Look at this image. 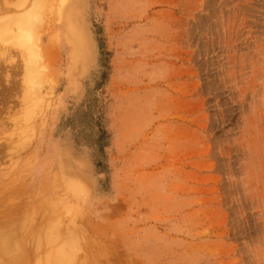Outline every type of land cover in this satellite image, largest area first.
I'll return each mask as SVG.
<instances>
[{
  "label": "rangeland",
  "instance_id": "374dc122",
  "mask_svg": "<svg viewBox=\"0 0 264 264\" xmlns=\"http://www.w3.org/2000/svg\"><path fill=\"white\" fill-rule=\"evenodd\" d=\"M41 2L40 97L0 36V264H264V0Z\"/></svg>",
  "mask_w": 264,
  "mask_h": 264
},
{
  "label": "bare ground",
  "instance_id": "6f19581e",
  "mask_svg": "<svg viewBox=\"0 0 264 264\" xmlns=\"http://www.w3.org/2000/svg\"><path fill=\"white\" fill-rule=\"evenodd\" d=\"M25 1V0H24ZM23 0L22 1H19V2H21V4L22 3H24V6L26 5V3L24 2ZM31 1V0H30ZM29 1V2H30ZM38 0H35L34 2H33V0H32V2L31 3H28V5L26 6V9H25V7H24V11H22V13L20 14V16H18V17H16L15 19H14V21H13V23H15V26H13L14 24H12V26H9L10 24H8V26H6L5 24L3 25V23H1L0 22V36H1V34H2V37L3 38H9V40L11 41V42H9V40L7 41V40H2V39H0V40H2V42H5V44L6 43H11L10 45H17L16 47H18V48H20V51L18 52V53H20V57H22V59H23V64H22V60H21V63H19L20 61V59L18 60V63H19V65L20 64H22L23 65V68H24V70L22 69V70H19L20 72H22V71H24L25 73V76H24V79L26 80L25 82L27 83V85L26 86H29L30 85V87H31V90L32 89H34L33 91H35V94L36 95H38L39 97L41 96V93H42V86L43 87H46V86H44V83H45V81H46V79L44 78V74H42V73H44L45 71L43 70V68L40 70V68H39V66H41V61L39 62V60H41V56H42V50H41V36H40V33L42 32L41 31V29H42V26H43V17H42V13H41V10L44 8V6L45 5H41V3H43V2H41L42 0H40V3L39 2H37ZM46 1V0H45ZM26 2H27V0H26ZM44 4H47V3H44ZM49 4V3H48ZM47 4V5H48ZM19 5H20V3H19ZM23 5V4H22ZM18 6V5H17ZM19 8H21L20 6H18ZM52 8V7H51ZM22 9V8H21ZM53 9V8H52ZM23 10V9H22ZM44 10V9H43ZM42 10V11H43ZM45 10H47V9H45ZM50 10V9H49ZM46 12V11H45ZM47 12H48V10H47ZM46 12V13H47ZM54 13V12H53ZM48 14V13H47ZM52 14V13H51ZM45 15V14H44ZM46 17V16H45ZM3 19H1V21H2ZM5 34V36H4V34ZM12 42H14V43H12ZM9 45V46H10ZM43 49V48H42ZM18 56H19V54H18ZM19 57V58H20ZM43 59V58H42ZM11 59H9V61H10ZM7 61V60H6ZM12 62H14V61H12ZM11 63V62H10ZM7 64H9V62L7 63ZM6 64V65H7ZM12 64V63H11ZM43 64V63H42ZM45 64H43L42 66H44ZM7 66H9V65H7ZM11 66V65H10ZM9 66V67H10ZM5 67V66H4ZM11 67H13V66H11ZM10 67V68H11ZM14 68H15V66H14ZM19 68H21L20 66H19ZM1 69V72H2V70H3V68L1 67L0 68ZM5 70H6V67L4 68ZM9 69V68H8ZM7 69V70H8ZM17 69V68H16ZM46 69V68H45ZM4 70V71H5ZM6 70V71H7ZM12 70H14V69H12ZM42 70L44 71V72H42ZM3 71V73H5ZM9 71V70H8ZM11 71V70H10ZM11 72H13V71H11ZM15 72V71H14ZM13 72V73H14ZM12 73V74H13ZM2 73H0V75H1ZM18 74V73H17ZM9 75V74H8ZM16 75V74H15ZM22 75V74H21ZM13 76V75H12ZM10 77V76H9ZM23 77V76H22ZM9 79V78H8ZM7 79V80H8ZM11 80V79H10ZM10 80H9V82H10ZM12 81V80H11ZM14 81V80H13ZM15 83V82H14ZM9 85H10V83H9ZM12 85V84H11ZM14 86V85H13ZM29 87V88H30ZM3 88V87H2ZM11 88V87H10ZM44 89L45 88H43V93H44ZM47 89V88H46ZM11 90V89H10ZM5 89H4V92L3 93H5ZM33 91H31V92H33ZM46 93V92H45ZM44 93V94H45ZM1 94V93H0ZM7 95V94H6ZM5 95V96H6ZM34 94H32V96H33ZM46 95V94H45ZM0 96H3V95H0ZM37 96V97H38ZM4 97V96H3ZM35 98V99H33L32 100V102H31V99H30V104H29V113H27V116H28V114H29V116H28V118H31L30 116H32L33 114V112H34V110H35V107H36V103H37V105L39 104V100H38V98ZM42 97H44V96H42ZM2 99V98H1ZM1 101V100H0ZM25 101V100H24ZM4 102V101H3ZM26 119V118H25ZM27 120V119H26ZM29 120V119H28ZM25 121V120H24ZM23 121V122H24ZM1 124L3 123V122H0ZM5 123V122H4ZM26 123V122H25ZM31 126V125H30ZM32 130V129H31ZM26 224V223H25ZM14 227V226H13ZM11 228V227H9V228H11V230L13 229H15V228ZM22 227H25L26 228V226L24 225H22ZM22 227H20V228H22ZM27 229V228H26ZM17 230V229H16ZM22 230V231H21ZM23 230H25V229H20V232H22L23 233ZM18 231V233H19V230H17ZM17 231H12V232H14V236L12 237V235H11V233H8L9 234V236H7V235H5V238L7 239V241H10V239H12V238H14L15 239V236L16 237H18V238H16V239H19L18 241H17V243H18V245H17V243L16 242H14L15 244H16V246L14 245V243H13V246H15L14 248H16V250L18 249V247H19V241H20V233L18 234V236L16 235V233H17ZM25 231H27V230H25ZM1 233V232H0ZM22 233H21V235H22ZM22 237H24V235L23 236H21V238ZM13 239V240H14ZM16 239L14 240V241H16ZM71 239H72V237H71ZM13 240H12V242H13ZM11 242V243H12ZM75 243H76V241H75ZM13 246H12V248H13ZM3 248V247H2ZM7 250V249H6ZM13 250H15V249H13ZM15 250V251H16ZM19 250V249H18Z\"/></svg>",
  "mask_w": 264,
  "mask_h": 264
}]
</instances>
